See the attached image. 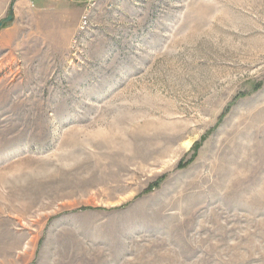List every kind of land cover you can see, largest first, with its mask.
Wrapping results in <instances>:
<instances>
[{"label":"rangeland","instance_id":"374dc122","mask_svg":"<svg viewBox=\"0 0 264 264\" xmlns=\"http://www.w3.org/2000/svg\"><path fill=\"white\" fill-rule=\"evenodd\" d=\"M0 264H264V0H0Z\"/></svg>","mask_w":264,"mask_h":264},{"label":"water","instance_id":"95a60500","mask_svg":"<svg viewBox=\"0 0 264 264\" xmlns=\"http://www.w3.org/2000/svg\"><path fill=\"white\" fill-rule=\"evenodd\" d=\"M13 16H12V12L4 19H2L0 21V28L5 24V23H8L12 20Z\"/></svg>","mask_w":264,"mask_h":264}]
</instances>
